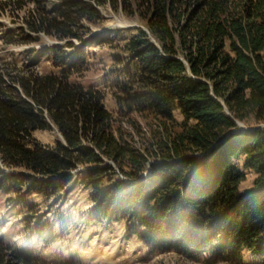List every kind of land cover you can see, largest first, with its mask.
<instances>
[{"label":"trees","instance_id":"obj_1","mask_svg":"<svg viewBox=\"0 0 264 264\" xmlns=\"http://www.w3.org/2000/svg\"><path fill=\"white\" fill-rule=\"evenodd\" d=\"M27 3L29 32L71 48L103 9L144 22L121 47L114 93L116 113L138 141L115 126L102 90L70 79L83 50L54 56L58 73L3 62L0 184L57 194L79 181L97 219L129 223L153 253L205 264H250L247 255L264 264V0ZM53 130L60 135L53 145L34 136ZM248 175L252 185L241 191ZM0 264L84 263L49 261L0 237Z\"/></svg>","mask_w":264,"mask_h":264},{"label":"rangeland","instance_id":"obj_2","mask_svg":"<svg viewBox=\"0 0 264 264\" xmlns=\"http://www.w3.org/2000/svg\"><path fill=\"white\" fill-rule=\"evenodd\" d=\"M27 2L25 0V6L22 4V9L17 8L20 5L0 3V64L15 63L39 74L58 73L60 68L54 65V56H67L83 50L84 55L79 60L81 67H77L70 79L83 87L102 90L105 106L120 120L115 126H120L124 133L132 134L138 141L137 133L126 123L127 116L119 117L116 113L114 93L115 84L123 79L125 55L121 47L134 33V28L144 27V22L121 11L103 9L102 20L96 25L86 24L80 31V38L74 39L75 47L71 48L65 41L29 32L23 18L34 5ZM48 8L51 10L50 5ZM21 27H25L26 34L31 36L29 42L25 41L27 36L21 35ZM38 36L41 40L34 41ZM57 46L60 49H56ZM130 118L146 129L140 118L134 115ZM34 136L45 145H53L60 138L56 130L38 131ZM251 185L252 176L248 175L240 186L241 191ZM40 190L41 194H27L25 191L19 194L8 183L0 184V237L10 245L30 249L53 262L205 264L173 254L153 253L129 233V223L97 219L91 212L93 203L89 191L79 181L57 194L46 188ZM245 262L251 264L252 260L246 255Z\"/></svg>","mask_w":264,"mask_h":264},{"label":"water","instance_id":"obj_3","mask_svg":"<svg viewBox=\"0 0 264 264\" xmlns=\"http://www.w3.org/2000/svg\"><path fill=\"white\" fill-rule=\"evenodd\" d=\"M258 129H264V125L259 126ZM242 130H244V127H240L238 130H232V131L229 132V134H230V133H235V132H238V131H242ZM229 134H228V135H229ZM222 141H223V140H222ZM222 141H221V142H222ZM219 143H220V142H219Z\"/></svg>","mask_w":264,"mask_h":264},{"label":"clouds","instance_id":"obj_4","mask_svg":"<svg viewBox=\"0 0 264 264\" xmlns=\"http://www.w3.org/2000/svg\"><path fill=\"white\" fill-rule=\"evenodd\" d=\"M8 171V170H7Z\"/></svg>","mask_w":264,"mask_h":264}]
</instances>
